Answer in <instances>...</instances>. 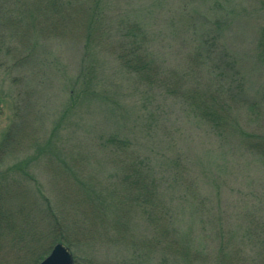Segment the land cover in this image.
Listing matches in <instances>:
<instances>
[{"label": "rangeland", "instance_id": "obj_1", "mask_svg": "<svg viewBox=\"0 0 264 264\" xmlns=\"http://www.w3.org/2000/svg\"><path fill=\"white\" fill-rule=\"evenodd\" d=\"M93 19L101 30L87 42ZM133 33L149 81L121 65ZM194 88L215 100L218 129L190 110ZM255 144L264 0H0V181L18 206L36 195L40 211L72 207L76 264H264ZM134 165L146 173L128 179L169 214L165 228L151 206L121 221L118 202L146 195L116 198ZM163 229L174 243L158 246ZM10 240L0 236V264H26Z\"/></svg>", "mask_w": 264, "mask_h": 264}, {"label": "trees", "instance_id": "obj_2", "mask_svg": "<svg viewBox=\"0 0 264 264\" xmlns=\"http://www.w3.org/2000/svg\"><path fill=\"white\" fill-rule=\"evenodd\" d=\"M97 7L98 5L95 6V8ZM95 8L94 13H92L91 15L96 18L98 13L96 12ZM56 14H59L58 10H56ZM95 23L96 21L93 19L87 27V37L85 38V41L87 42H95L97 39V33L99 30H101L99 23H97V25ZM133 35V44L130 43V47L128 48L126 54L119 57V59L121 60V65L127 73H132L136 75V77H139L144 81H149L151 79L150 72L153 71V69L149 67V62H144L141 59L140 53H142L143 51L142 46L138 41L139 37H135V33H133ZM196 89L197 88H194L185 96L190 110L193 112L197 119L204 123H209L214 129H218V121L213 120L217 117H220L219 110L217 107H215V100L204 97L202 94H200V92H196ZM224 105L226 106V104ZM253 146V148L257 150L256 154H260V157H264V149H261L259 151L260 145L256 146L255 144ZM137 166L138 169L134 165L133 167L126 166L122 170V175L124 176L122 177L121 182L123 180V182L125 181V184H121V189H119V191L115 193L117 199L122 201L125 197H122L121 194H123V196H125V193H127V196L130 193L131 195H133L134 191H136L137 189L139 190L138 184L139 182H141L139 181L140 179H136L133 182L128 179V177L131 176L136 177L140 175V177H144L143 174H145L146 171L142 170L141 165ZM12 184L14 183H10V185L7 186L0 181V236L11 239L10 241H12L13 244H16L17 246L20 245L19 248L21 252L23 251L25 254H31L26 264H38V262H40L42 258L47 256V254L50 252L51 247L56 242L62 243L69 250L73 249L74 246L72 240L68 238L70 234L68 229H72V220L70 219L72 217V212L70 211L72 207L62 203L59 206H51V208H54L56 210V214H53L52 212L51 214L48 211H40L38 209L37 202V200L39 199L38 196L36 197V195H26L22 197L23 199L21 200H24L26 204H29V207L26 208L24 207V205L18 206V203L16 202V200L18 199L17 197H15V195H13L15 186H13ZM148 187L152 188V186ZM140 190L144 191L146 195H139V202L136 201V198H134V196V202L128 201L127 198L126 202H118V213L119 215L121 213V221L125 223V221L128 220L126 219V217L128 216L130 218V214L132 212H135L138 206L140 207L141 212H147V208L151 206L152 209L149 208L150 213L152 215H155L158 218L157 221L159 222V224L161 223L165 228V224H167L169 220L171 221V217L167 212H162L160 206H156L153 201L149 202V198L147 196L148 191L144 186H141ZM149 190L153 193L152 198H154V196H157V191H153L152 189ZM7 193H9L10 195H7ZM35 194L41 193L40 191H36ZM136 196L138 197V194H136ZM61 198L64 199V196H61ZM99 201H101L100 204H103L104 206L101 198ZM66 203H68V200L66 201ZM37 214H44L45 217H38L36 216ZM123 223H119L120 226L123 225ZM44 233L45 235L43 236ZM161 235L162 236L158 241V246L164 245L165 237L167 238V240L174 243V241L171 240L167 229H163ZM43 244H45L46 246H44ZM169 246L174 247L175 245ZM76 263L77 260L76 258H74V264Z\"/></svg>", "mask_w": 264, "mask_h": 264}, {"label": "water", "instance_id": "obj_3", "mask_svg": "<svg viewBox=\"0 0 264 264\" xmlns=\"http://www.w3.org/2000/svg\"><path fill=\"white\" fill-rule=\"evenodd\" d=\"M38 264H74V259L69 249L57 242Z\"/></svg>", "mask_w": 264, "mask_h": 264}]
</instances>
